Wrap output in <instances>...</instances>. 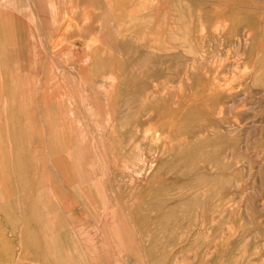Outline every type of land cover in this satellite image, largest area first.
Wrapping results in <instances>:
<instances>
[{"label":"rangeland","instance_id":"374dc122","mask_svg":"<svg viewBox=\"0 0 264 264\" xmlns=\"http://www.w3.org/2000/svg\"><path fill=\"white\" fill-rule=\"evenodd\" d=\"M47 3V32L36 28L31 43L68 52L50 59L59 93L72 97L47 94L19 105L28 118L42 109L44 129L27 137L32 151L0 152V164L5 155L12 166L0 170V189L9 177L0 193V206L8 205V212L0 207V264H264V54L242 20L253 15L259 26L264 0H151L150 24L163 27L168 44L143 50L139 72L124 56L129 71L112 101L103 91L114 71L83 79L77 51L114 36L110 7L103 0ZM123 38L128 53L133 36ZM18 166H28L30 181L10 193ZM37 198L35 215L20 207Z\"/></svg>","mask_w":264,"mask_h":264},{"label":"crops","instance_id":"0c3cea01","mask_svg":"<svg viewBox=\"0 0 264 264\" xmlns=\"http://www.w3.org/2000/svg\"><path fill=\"white\" fill-rule=\"evenodd\" d=\"M0 1L2 2V5H0V106H3L2 112H0V122H2L0 124V152L3 154L17 152L20 154H25L30 150L32 151V149L26 147V145H29L27 143V137L30 136V132L34 130L42 131L44 129L42 109H38V112L35 111L33 113L34 116H29L31 120L26 114H22L23 109L17 111L19 105H32V102H36V100L38 102L39 99L33 98L32 100H27V94L25 90L23 92L21 91L27 87V83H24L23 81L19 82L21 96L13 98L11 92L13 90L14 83L12 82L10 75L5 79L3 73L14 72L17 76H19L22 75V73L34 72L33 74L36 78L35 87L38 89V91L36 90L35 93H40L39 90L43 89L44 87L42 82L46 81V79H49L50 69H53L54 71L56 70L52 62L53 59L50 58H54L55 56L62 57L69 54L66 51L55 52L51 49H48L47 47L36 48L31 43L34 40L33 34L35 33L36 28H38V30L44 28V30L47 32L46 28L47 25H49V15L51 14V12H49V14L47 11H45V6L48 4L47 0H32L31 4H36L37 8L40 10L37 15L30 11V9L33 10V7L27 6V4H30L29 0ZM50 1L51 0H48V2ZM36 18L40 20L37 22V24H33L32 27V20ZM77 51L78 55L82 56L83 49H79ZM59 53L60 55H58ZM119 55L122 56V54ZM46 64L48 68L44 67ZM60 71L65 73L69 72L70 70L63 68ZM37 79L42 81L40 85L37 84ZM62 86H65V83L62 84ZM57 87L58 89L61 87L59 82ZM35 93L33 92L32 94ZM15 106L17 107L15 108ZM55 123L57 128H59V114H57V121ZM41 137L42 135H39V138ZM40 143H42L41 139L39 140V144ZM9 160H11V157H9ZM5 162H7V160L6 156L4 155L3 165L0 164V170L3 171V175L6 174V170L9 171V169L12 167L9 162H7L8 165ZM18 167L20 181H18L17 175L16 177H13V179H10L13 181L9 191L10 193L18 192L19 194L20 187H14V184H20L22 188V186L28 185L25 183L30 181V178H28L27 175H24L25 169V174L28 173V166H26L24 170H22L20 166ZM66 174L70 178V168L66 170ZM8 178L9 177L2 178L6 186L8 185L6 182ZM6 186L0 189V193L4 194V189L6 192L8 191ZM39 198L35 199L33 203H29V199L26 200V202H19L20 207L25 209L29 206L30 211L35 215V211L38 209L37 200ZM6 206L8 207V205L3 202L0 207L2 210L6 211Z\"/></svg>","mask_w":264,"mask_h":264},{"label":"bare ground","instance_id":"6f19581e","mask_svg":"<svg viewBox=\"0 0 264 264\" xmlns=\"http://www.w3.org/2000/svg\"><path fill=\"white\" fill-rule=\"evenodd\" d=\"M137 1L139 0H103V3L107 4L110 7V13H112L111 15L114 17L115 34L111 38H103L101 40L99 39L100 41L97 40V44L96 43H93L92 45L89 44L88 46L89 49L87 51H84V50L82 51L83 52L82 56H83V59L86 65L79 64V67H82V69L85 67L87 68L85 70V72H87V76H85L83 79L87 80V78H89L92 75H94L96 79L99 74H100L99 75L100 77L105 78L104 75L108 71H114V75L111 76L110 90L104 89L103 91V94L105 95L104 98L107 99L108 101H112L113 98L117 99L119 97L117 90L118 88L121 87V85H118V82L119 83L120 81L123 82L124 80H123L122 73L129 71V70H126L123 66L124 56H129L128 58H132V59L133 57H136L135 63L134 61H132V59L130 60L128 59V60L130 61V64L132 67L131 71L139 72V67H138L139 66V56H142V53H145L143 52V50L144 51L146 50L148 51L149 49L153 50L155 49V47L157 48L163 47V49H165V46H167L168 44V42L165 39H160L161 37H164L163 35L164 31L162 30L163 27L161 26L155 30V27L151 26V24H154V16H153L154 11L152 10L153 4H149L151 0L147 1L148 4H137ZM126 4H131V5H129L130 6L129 7ZM126 7L130 10V12H126V10H124V8ZM222 14L218 12L219 19H224L225 21L229 22L230 18L227 16H223ZM257 17L260 23L259 26H257L253 15H250L248 19L242 16V20L244 24L247 25L248 27L247 34L252 38L254 37L255 38L254 41L256 40L259 41L258 44L261 45L260 48L255 45L257 48L255 52H263L264 54V12L258 13L256 15V18ZM178 21H179L178 25L179 24L181 25V22H183L184 20L181 16H179ZM231 21L234 23L236 19L234 18ZM198 22L199 21L197 20L195 21L196 29L194 28V30H196V35H195V38L192 39L194 40V47L196 50V55H197V52H201L202 41H203L202 34H200L199 36L197 34L203 31L204 21L200 19L199 24ZM166 23L168 22L166 21V17H165L162 24H166ZM158 25H161V24L158 22ZM218 26L219 28L223 29L224 22L220 21ZM227 28L228 26L225 27L226 30ZM206 30H210L208 26L206 27ZM178 32L181 34V30H179V28H178ZM126 34H130L133 36V42H131L133 45V48L128 53L127 52L125 53L124 50L122 49L124 45L123 36ZM177 39L178 41H180L184 38L178 37ZM99 42H100V45H99ZM182 46L186 47L185 44H183ZM260 49H262V51ZM119 54H122V56ZM262 58H264V55L263 57L259 59H262ZM128 60L125 59V61H128ZM260 64H261V67L264 68V61L261 62ZM133 67L135 68L133 69ZM80 70L81 69L79 68V71ZM33 73L34 72L22 73V75H19V76H17L14 72L13 73H9V72L3 73V76L5 79L7 78V76L10 75L11 80L14 83L13 90L11 92L13 98L17 96L19 97L21 96L20 89H19V82L21 81H23L24 83L25 82L27 83V87L21 90L22 92L25 90L27 94V95L25 94L27 97V100H32L33 98L44 99L46 98L47 94L53 95L54 93H55V96H53L52 98L55 100L53 101H58L57 99L63 96H65L67 99L69 97H72L70 96V94L68 95L67 92L59 93V89L57 87L59 78L57 80V77L54 76L55 71L53 69H50L49 79H46V81L42 82L41 80L37 79L38 85H40L42 82L44 86L43 87L44 93L43 92L42 94L38 92L35 93L36 90L38 91V89L35 87L36 78L34 77ZM229 74L231 73L229 72ZM83 84L85 86V88H83L84 92L90 91L85 81H83ZM33 92L35 94H32ZM100 92H101L100 88L96 87V93L98 97L100 95ZM115 92L117 93V95ZM112 93H114V96H112ZM85 94L86 93H83V95H81L80 98L85 99L89 97L88 95L86 96ZM136 94H137V91H136ZM77 96L78 95L75 94L73 95V98ZM62 99L65 101L64 98ZM19 110H22L21 106H18L17 111ZM62 167L65 170L69 168L68 165H63ZM70 175H72L71 170H70ZM0 232L3 233L1 231V227H0Z\"/></svg>","mask_w":264,"mask_h":264}]
</instances>
